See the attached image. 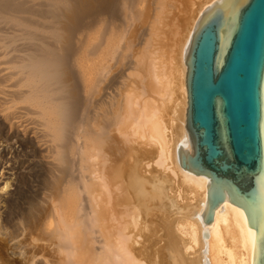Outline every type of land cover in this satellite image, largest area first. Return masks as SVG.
Listing matches in <instances>:
<instances>
[{"label": "bare ground", "instance_id": "1", "mask_svg": "<svg viewBox=\"0 0 264 264\" xmlns=\"http://www.w3.org/2000/svg\"><path fill=\"white\" fill-rule=\"evenodd\" d=\"M214 1L0 0V264H252L243 210L205 223L210 180L178 159Z\"/></svg>", "mask_w": 264, "mask_h": 264}, {"label": "water", "instance_id": "2", "mask_svg": "<svg viewBox=\"0 0 264 264\" xmlns=\"http://www.w3.org/2000/svg\"><path fill=\"white\" fill-rule=\"evenodd\" d=\"M185 127L180 166L209 178L203 221L224 200L255 231L252 264H264V0H216L185 50Z\"/></svg>", "mask_w": 264, "mask_h": 264}, {"label": "rangeland", "instance_id": "3", "mask_svg": "<svg viewBox=\"0 0 264 264\" xmlns=\"http://www.w3.org/2000/svg\"><path fill=\"white\" fill-rule=\"evenodd\" d=\"M175 22V21H174ZM184 21H182V22H179V24H180V27L182 28L183 27V23ZM182 25V26H181ZM175 26V25H174ZM174 26H171L170 25V27L171 28H169V29H172V28H175ZM179 27V30L181 29ZM181 32V31H180ZM169 38H171V35H169L168 36ZM168 38V39H169ZM169 40H170V43H169ZM168 41H167V44H168V46L166 47V49H167V53L165 54V58H167L168 56L170 57V58H172V57H174L175 56V50L177 49V45H178V42H179V36H178V39H177V37H176V39H175V41H174V38H173V40H171V39H169ZM171 41L173 42V44L171 43ZM41 179V178H40ZM39 179V182H38V184H37V187H36V189H35V196L33 195V197H37L38 195V198L40 197V195L41 194H43L44 192H43V189H42V187H41V180ZM40 189H39V188ZM40 190V191H39ZM38 192H40V193H38ZM43 192V193H42ZM36 194H38L37 196H36ZM167 240H168V238H166ZM169 243V242H168ZM160 255H161V257L163 258V260L164 261H166V262H168L167 264H173L174 262H173V257H174V253L172 252V250H171V248L169 247V246H167V245H165V247H163L162 248V250H161V253H160ZM170 262H172V263H170Z\"/></svg>", "mask_w": 264, "mask_h": 264}]
</instances>
